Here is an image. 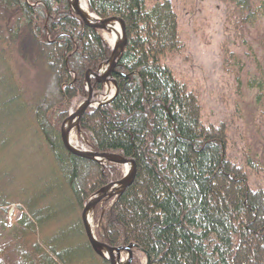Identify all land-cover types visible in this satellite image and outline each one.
<instances>
[{"label":"trees","instance_id":"1","mask_svg":"<svg viewBox=\"0 0 264 264\" xmlns=\"http://www.w3.org/2000/svg\"><path fill=\"white\" fill-rule=\"evenodd\" d=\"M215 1L225 6L226 33L248 48L243 64L226 42L222 68L235 71L239 90L248 65L253 76L245 85L260 105L264 58L254 46L263 50L264 0ZM86 5L101 20L122 19L126 45L112 75L115 97L83 113L80 133L92 152L133 159L136 166L128 187L96 205V239L112 248L135 245L149 264H264V187H252L247 172L258 175L264 162L250 149L241 165L230 160L225 124H204L199 92L165 64L186 56L171 2ZM110 55L107 42L67 0H0V228L12 231L11 241L0 245V259L14 247L18 264H109L89 247L79 213L88 198L120 180L123 169L66 152L59 132L87 98L86 71L97 72ZM91 86L101 91L94 80ZM14 116L23 119L28 137L41 141L37 152L57 181L41 183L40 196L18 185V161L2 156L20 142ZM254 127L264 140V111L256 113ZM8 186L23 199L13 221L9 211L17 203L3 197ZM50 205L63 209L52 214ZM130 264L141 261L133 257Z\"/></svg>","mask_w":264,"mask_h":264},{"label":"rangeland","instance_id":"2","mask_svg":"<svg viewBox=\"0 0 264 264\" xmlns=\"http://www.w3.org/2000/svg\"><path fill=\"white\" fill-rule=\"evenodd\" d=\"M169 1L177 15L180 37L186 45V56H176L172 60H166L165 64L172 69L179 79L188 84L190 90L199 92L204 124L214 126L221 123L225 124L228 136L227 157L241 165L250 149L253 154L255 153L256 158L263 163L264 140L260 138L261 134L258 136L255 132L254 119L257 112L264 111V100L260 105H256L253 100L255 92L249 91L245 85V79L248 80V76H253L252 69L249 70L248 74V65H246L247 72L241 76L243 84L238 90L235 71L226 73L222 68L221 47L226 42H228L229 50L237 54L243 64L248 63L245 58L248 54L247 46H241L231 34H227L225 31V6L215 0ZM261 34L264 37V20L260 27ZM101 35L110 42L111 37L108 33L101 32ZM251 40L257 39L251 38ZM254 50L257 51L259 60L264 58V46L261 50L255 45ZM113 91V84H106L103 86V91L99 93L101 97L98 96L93 101L98 102L106 98V95L111 96ZM108 92L109 94H107ZM13 124L12 130L20 135V142L16 151L12 152L13 147L3 151L2 156L18 161L16 165L22 177V181L18 185L40 196L39 188L45 180L57 184V181L52 178L54 174L50 170L52 166L47 167L49 165L47 159L37 152V147H41L42 143L37 139L28 137L23 119L14 116ZM70 139L73 146L78 149L84 148V141L76 134L75 130L71 132ZM247 172L250 174L252 187H264V171L258 175H253L249 170ZM6 189V196L3 197H6L7 201L17 203L9 211V216L13 221L19 216L16 207L21 206L23 199L19 200L13 197L17 188L8 186ZM62 209V206H47L48 212L52 214L58 213ZM92 228L94 229L93 224ZM11 235L10 228L5 230L0 228V245L10 242ZM134 255L141 260V263H145V259L139 253L134 252ZM126 261L127 255L123 253L120 264H126ZM0 264H18L17 250L11 247L0 259Z\"/></svg>","mask_w":264,"mask_h":264},{"label":"water","instance_id":"3","mask_svg":"<svg viewBox=\"0 0 264 264\" xmlns=\"http://www.w3.org/2000/svg\"><path fill=\"white\" fill-rule=\"evenodd\" d=\"M68 4L72 12L80 18L83 24L93 30L106 31L111 33V24L115 22L119 24L121 30V38L115 43L111 51L110 59L104 63L105 65H107V69L105 70V72L103 74L100 73V70L97 73H94L92 70H88L86 72L85 83L88 91L87 99L81 103V105L74 113L69 114L68 117L63 121L60 129V142L66 152L74 156L87 159L89 161H94L98 164H112L122 167L130 165L129 173L125 174L120 181L109 183L105 187L101 188L94 196L90 197L84 203L80 211V221L83 227L86 240L92 251L98 257L106 259L109 264H118L120 262L121 253L125 252L128 255L127 264H130L132 259V247L135 246L129 245L124 248H112L96 240L91 226L92 221L91 224L88 223L87 213L90 212L91 215L92 211L98 203L107 198L117 196L132 183L135 176V162L133 159H125L116 155L98 154L88 150L77 149L71 145L69 140L70 133L73 129H75L76 132L80 134V130L78 127L80 117L83 115V113L88 107L92 106L93 91L90 84L91 79L95 80V82L98 84H105L111 81L116 88V85L111 79V76L126 44L125 26L124 22L119 18H108L102 21H99V19L96 18L98 24L88 22L79 10V0H68ZM102 104L103 103H100L99 105ZM146 261L147 264H149V257L147 255Z\"/></svg>","mask_w":264,"mask_h":264},{"label":"bare ground","instance_id":"4","mask_svg":"<svg viewBox=\"0 0 264 264\" xmlns=\"http://www.w3.org/2000/svg\"><path fill=\"white\" fill-rule=\"evenodd\" d=\"M68 1V0H67ZM70 7V6H69ZM71 9V8H70ZM79 10L81 12V14L84 16V18L88 21V22H92L94 24H98L97 20L95 19L94 16H92L88 10H87V7H86V4H85V1L83 0H79ZM72 11V10H71ZM111 40H110V43L111 45L115 44L117 39H119V37H121V31H120V28H119V25L117 23L115 24H112L111 25ZM105 68H102L101 72L104 73L105 72ZM65 120V119H64ZM62 125V124H61ZM61 129V127H60ZM74 130V129H73ZM60 133V132H59ZM70 143L71 142V139H70ZM64 149V148H63ZM65 150V149H64ZM125 172L126 174L130 172V165H127L125 167ZM87 220H88V223L91 224V216H90V212L87 213ZM106 255V254H105Z\"/></svg>","mask_w":264,"mask_h":264}]
</instances>
